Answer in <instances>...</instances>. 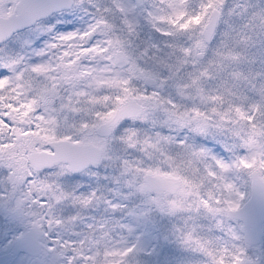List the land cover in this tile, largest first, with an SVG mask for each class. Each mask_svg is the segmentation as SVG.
I'll list each match as a JSON object with an SVG mask.
<instances>
[{"label":"snow or ice","instance_id":"6c2138e0","mask_svg":"<svg viewBox=\"0 0 264 264\" xmlns=\"http://www.w3.org/2000/svg\"><path fill=\"white\" fill-rule=\"evenodd\" d=\"M0 264H264V0H0Z\"/></svg>","mask_w":264,"mask_h":264}]
</instances>
